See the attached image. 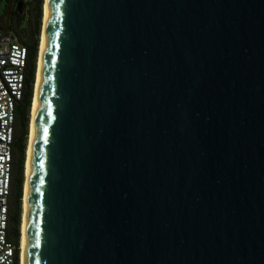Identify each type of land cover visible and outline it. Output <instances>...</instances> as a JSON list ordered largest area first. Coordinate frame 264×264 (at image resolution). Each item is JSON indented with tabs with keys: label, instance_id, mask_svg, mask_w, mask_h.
<instances>
[{
	"label": "water",
	"instance_id": "95a60500",
	"mask_svg": "<svg viewBox=\"0 0 264 264\" xmlns=\"http://www.w3.org/2000/svg\"><path fill=\"white\" fill-rule=\"evenodd\" d=\"M47 6L25 264H264V0Z\"/></svg>",
	"mask_w": 264,
	"mask_h": 264
},
{
	"label": "built area",
	"instance_id": "2783aa9c",
	"mask_svg": "<svg viewBox=\"0 0 264 264\" xmlns=\"http://www.w3.org/2000/svg\"><path fill=\"white\" fill-rule=\"evenodd\" d=\"M26 67V48L0 30V264H20V244L9 241L8 227L15 111L24 95Z\"/></svg>",
	"mask_w": 264,
	"mask_h": 264
},
{
	"label": "trees",
	"instance_id": "16d2710c",
	"mask_svg": "<svg viewBox=\"0 0 264 264\" xmlns=\"http://www.w3.org/2000/svg\"><path fill=\"white\" fill-rule=\"evenodd\" d=\"M12 9L5 25L8 0L0 15V30L11 33L16 41L24 46L27 51V67L25 77V91L23 98L15 111L13 134V177L15 187L11 190L9 201V241L19 245L20 239V215L23 187V172L25 161V149L29 125V113L32 103L33 86L35 82L36 61L38 55L39 35L41 27V11L43 0H11ZM22 15L23 20L18 21Z\"/></svg>",
	"mask_w": 264,
	"mask_h": 264
},
{
	"label": "bare ground",
	"instance_id": "6f19581e",
	"mask_svg": "<svg viewBox=\"0 0 264 264\" xmlns=\"http://www.w3.org/2000/svg\"><path fill=\"white\" fill-rule=\"evenodd\" d=\"M48 0H44L43 4V14H42V29H41V38L38 49V58H37V70L35 74V85L33 92V100L30 108V125H29V138L28 144L25 153V165H24V184H23V197H22V215L20 222V264H25V232H26V207H27V179L30 169V157H31V147L34 135V123L36 118L37 110V98H38V88H39V79L40 71L42 65V55H43V45H44V35L46 28V20L48 13Z\"/></svg>",
	"mask_w": 264,
	"mask_h": 264
},
{
	"label": "rangeland",
	"instance_id": "374dc122",
	"mask_svg": "<svg viewBox=\"0 0 264 264\" xmlns=\"http://www.w3.org/2000/svg\"><path fill=\"white\" fill-rule=\"evenodd\" d=\"M43 4H44V0H43ZM4 7H5V0H0V15H2ZM42 14H43V6H42V11H41V27H40V35H39V44H40L41 29H42ZM22 20H23L22 15H20V17L18 18V21L21 22ZM38 49H39V45H38ZM37 58H38V55H37ZM37 62L38 61H36V70H37ZM34 85H35V82H34ZM33 92H34V86H33ZM32 100H33V95H32ZM29 125H30V113H29ZM29 125H28V134H27L26 148H27L28 138H29ZM25 153H26V149H25ZM24 165H25V161H24ZM24 180L25 179H24V172H23V184H24ZM22 197H23V187H22ZM21 215H22V202H21ZM21 215H20V222H21ZM19 231H20V228H19ZM19 244H20V239H19Z\"/></svg>",
	"mask_w": 264,
	"mask_h": 264
},
{
	"label": "flooded vegetation",
	"instance_id": "af4514ba",
	"mask_svg": "<svg viewBox=\"0 0 264 264\" xmlns=\"http://www.w3.org/2000/svg\"><path fill=\"white\" fill-rule=\"evenodd\" d=\"M12 3H11V6H10V12H11V9H12ZM10 15V13H9ZM9 18V17H8ZM15 187V181H14V177H13V164H12V182H11V190L14 189Z\"/></svg>",
	"mask_w": 264,
	"mask_h": 264
}]
</instances>
